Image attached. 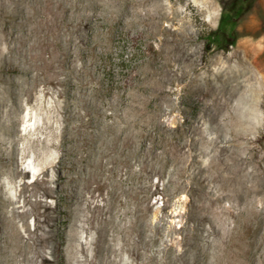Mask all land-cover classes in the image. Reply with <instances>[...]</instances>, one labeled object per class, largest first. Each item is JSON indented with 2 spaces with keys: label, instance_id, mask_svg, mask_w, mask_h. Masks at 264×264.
<instances>
[{
  "label": "bare ground",
  "instance_id": "obj_1",
  "mask_svg": "<svg viewBox=\"0 0 264 264\" xmlns=\"http://www.w3.org/2000/svg\"><path fill=\"white\" fill-rule=\"evenodd\" d=\"M28 1L30 4L24 5L28 14L25 16L26 21L15 23L12 29L6 22L3 29H0V36L7 43L1 53L12 62L6 67L7 71L0 72V264H91V259L96 260L97 264H163L155 255L149 254L152 251V239L158 247L160 245L158 234L162 229L160 223L163 218L158 219L160 209H155L160 198L152 205L142 198L144 192H154L148 185L150 175L156 176L155 184H158L161 182L162 167L167 164H173L176 170L179 169L180 179L175 183L177 188L198 191V214L180 228L182 240L186 243L185 256L178 260L170 258V264H264V167L260 163L258 149L251 146L252 140L247 137L261 122L262 87L247 85L251 92L249 98L244 95L245 104L241 108V111H247L232 117L228 126L217 121L218 128L224 132L203 137L208 144L205 146L208 159L199 158L193 153L188 162L186 152L182 153L176 148V141L183 142L189 135L186 130L170 137L172 144L166 143L163 152L159 151L160 144L155 143L146 156L143 151L137 155H126L129 166L120 175L123 153L136 152V144L131 143L125 147L123 141L132 135L136 138L143 136L147 120L157 117L162 110L159 101L166 84L160 71L149 70L140 83L130 90H124L120 95L123 105L110 112L109 109L114 108L110 102L113 99H98L101 94L98 89L95 92L98 97L91 96L90 91L95 89V83L85 70L88 64H77L79 55L76 52L79 50L87 60L89 53L81 40L83 29L88 27L83 22L101 15L106 27L104 32L98 31L94 46L97 51L109 47L113 25L111 17L114 14L112 0H88L100 9L93 8L94 13L78 1L50 0L49 12L52 16L43 12L44 7H48L45 5L47 0ZM72 2L75 3L72 5ZM63 8L64 16L58 12ZM153 12L158 13L157 5ZM215 17L217 19L218 14ZM73 20L79 22L78 27L71 26ZM158 24L159 20L155 21V31L159 30ZM50 40L54 41V46L48 44ZM248 52L250 54L245 60L248 66L260 69L251 47ZM246 71L238 67L224 68L230 91L228 101L234 95L244 93V77L248 74ZM250 77L252 79L253 76ZM58 85H61L63 91L65 89V96L56 89ZM24 90L29 91L26 103L23 102ZM31 118L34 119L33 124L27 123ZM21 122L25 124L22 126ZM37 131L43 135L37 134ZM58 134L64 136L62 141L57 140ZM201 134L203 136V131ZM190 135H194L195 142L199 131H192ZM23 138L27 144L24 146L22 143L23 146H20ZM100 138L104 141L101 142ZM72 140H75L74 144ZM36 143L46 149L62 147L63 156L78 153L79 149L85 150L86 153L83 151L80 155L81 160L93 162L97 174L94 185L105 187L104 177L111 175L112 186L106 196L108 200L98 197L100 203L95 204L92 203V195L84 194L82 212L74 209L51 211L50 205L47 206V198L51 193L47 186L50 185L46 181L38 182L41 178H37L43 168L35 172V178L31 176L32 169H35L33 162L43 155ZM70 144L74 147L71 148ZM141 144L143 150H147L143 140ZM251 147L254 149L252 155L247 152ZM31 148L34 153L28 150ZM94 154L98 156H95L96 159ZM142 156L149 163L146 172L132 167L134 163H142ZM47 160L50 161L49 158ZM74 179H81V176L76 175ZM89 181L88 184L93 180ZM35 190L38 200L36 204L32 202ZM227 200L229 204L225 203ZM98 208H101L100 212ZM20 210L29 212L26 219L30 226L26 233L21 231L17 223ZM152 212L157 216L155 220L150 219ZM61 217L65 222L64 229L58 225V218ZM191 221L194 222L193 228H189ZM207 222L210 226L206 225ZM89 228L94 229L95 233H90ZM173 231L170 230V233ZM50 232L54 234L47 244L44 242L46 249L43 250V237H47ZM120 240L126 254L124 257L119 258L118 253L103 256L105 250L116 252L119 244L116 245V242ZM166 247L170 252L174 245L168 242Z\"/></svg>",
  "mask_w": 264,
  "mask_h": 264
},
{
  "label": "rangeland",
  "instance_id": "obj_2",
  "mask_svg": "<svg viewBox=\"0 0 264 264\" xmlns=\"http://www.w3.org/2000/svg\"><path fill=\"white\" fill-rule=\"evenodd\" d=\"M4 1L5 2H2L0 0V12L2 13L0 16V29H3L6 22L11 27L10 29H12L15 23L20 22L19 24H21L24 22L25 16L28 15L24 9V5H29L30 3L28 0H26L23 5V0ZM48 1L50 0H47V2ZM71 1L81 2L83 4L82 6H88L87 8H90V12L93 13L95 12L93 8L94 10H100L98 9V5H91L88 0ZM242 1L243 0H112L114 14L111 17L113 20V25L111 26L112 34L109 36L111 43L109 47H103L100 51H97L94 45L97 42V34L100 31L101 33L104 32L106 27V25H104V19L101 17L103 15L100 17L98 16L99 18L95 17L96 19L94 20H87L86 23L83 22V25L87 26L88 29H83L84 34H82L81 41L87 48L89 54L86 60V58L84 59L83 55L80 54V51L77 50L76 53L79 56L76 62H78L77 64L80 66L85 65V63L86 65L88 64L85 70L89 73L90 79L95 83V89L90 91L91 96L93 98L98 97V93L95 94L98 89L101 93L98 99H102V97L107 101L113 99V101L111 100L110 102L113 103L114 108L111 107L109 109L110 112L123 105L120 96L122 92L124 90H130L140 83L148 74L149 70L158 69L166 84L165 91L161 93L162 99L159 101L162 110L159 111L160 113L157 117H152L149 118L150 120H147L146 126L143 128L144 135L137 138L132 135L129 136L127 140L125 139L123 141L125 147L129 146L131 143L136 144V152L123 153L124 160L120 161V175H122L127 166H129L126 155H137L139 152L143 151V155L146 156L155 143L160 144L159 151L163 152L166 143L167 145L172 144L170 137L183 133L186 130L189 135L183 142L176 141V148H179V151L181 150L182 153L183 151L186 152L185 156L188 162L191 160V154L193 153L199 158L208 159L206 153L207 149L205 147L207 140H204L203 137H210L218 132H224L218 128L217 121H221L227 125V123L230 124L232 122V117L238 116L240 112L247 111L245 109L241 111V108H243L245 104V101H243L244 95L248 96L251 92L249 88L251 84L262 87L260 98L263 99V105L260 107L261 122L257 128L255 127L247 134V137L252 140L251 146L255 147L254 149H258L260 153V163L264 167V72H262L264 71V0H245V8L237 27V40L235 43L228 44L225 48H218L213 44L209 45L207 39L208 34L212 30L217 29L222 12L224 10L233 12ZM47 2L45 5H48V7H44L43 12L44 14L52 16V13L49 12V5L51 2ZM73 3L75 2L71 4L73 5ZM156 5L158 6L157 14L153 12ZM90 6L93 7L91 8ZM58 12L62 16L65 15V13H62L65 12L64 8L59 9ZM215 14H218L217 19H215ZM158 20L159 30L155 31V21ZM70 24L75 28L79 26V22L76 20L71 21ZM53 33L55 34V32ZM87 43L89 44L87 45ZM48 44L54 46V41L50 40ZM48 44L45 46H48ZM6 46L7 43L3 37L0 36L1 73L7 71L6 67H9L10 63H12L7 58H4L1 53V49ZM250 47L256 55L257 63L260 68L258 70L250 68L245 61L246 56L250 54V52H248V48ZM225 67L228 69L233 67L245 68L248 73L245 75L243 83V92L245 94L242 92L243 94L239 93L237 96L234 95L231 101L227 100V97L230 96V91L228 90V84L225 78L226 72L224 74ZM0 75L2 76V74ZM250 76H253L252 79L254 81ZM254 78H257V80ZM257 83L259 84L257 85ZM247 85L249 86L247 87ZM1 88L0 86V89ZM60 88H62L61 85L56 87L58 92L62 96H65V89L63 91V88ZM108 91H111V94H108ZM28 93L29 91L24 90V103H26L29 98ZM49 98L51 99V97ZM219 106L220 108L222 106V108L220 109ZM45 110L46 109H44V111ZM33 111L36 110L33 109ZM236 111L239 112L237 113ZM33 122L34 119L31 118L27 123L33 124ZM20 124L23 126L25 123L21 122ZM242 128L244 129V125ZM192 131H199V136H197L195 142L193 141L194 135H190ZM201 131H203V136ZM37 132V134L43 135V133ZM92 135H95V133L92 132ZM63 139L64 136L58 134L57 140L62 141ZM141 140L147 144V150L145 149V151L143 150ZM100 141L103 142L104 139L100 138ZM71 142L74 144L75 140ZM22 143L24 146L27 144L25 138L20 140V146H23ZM73 144H70L71 148L74 147ZM37 147L43 151V155L38 158L35 163L33 162V168L35 169H32L31 176L35 178V172L43 168L42 174L37 177L42 180L36 179V183L37 180L38 182L46 181L49 183L50 186H47V189H49L48 191L51 193L48 192L50 193V197L47 198V206L50 205L51 211L57 212L58 210L62 211L65 209L66 211L67 209H74L77 212H82V210H84V203L82 200L84 194L87 196L92 195V203L95 204L97 202L100 203V201H97L98 197H102L106 199V201L108 200L106 196L108 190L112 186L110 183L111 175L108 174L104 177L105 187L100 188L94 185L97 174L94 172L93 162L81 160L80 155L83 151L85 154V150L81 151L79 149L78 153H70L63 156L62 147H58L59 149H46L41 144H39V146L37 144ZM252 147L247 151L250 155L254 153ZM28 150L34 153V149L31 148ZM93 156L95 159L98 157L96 154ZM102 157L105 158L104 155ZM48 158L52 162L48 161ZM141 158L142 163L140 165L134 163L132 167L139 168L141 171L146 172L149 163L146 159H143V156ZM29 161L30 159H28L27 162ZM56 161L57 163H54ZM73 161H75V163L71 164ZM27 162H25L23 166H25ZM78 163H80V166ZM194 168L196 170L198 169L197 167ZM178 170L179 169H175L173 164L164 165L161 172V182L158 184H155L157 179L156 176L150 175L148 185L154 192H144L142 198L144 201H148L150 205L160 198V201L155 207V209H160L157 214L159 217L158 219L163 218V221L160 223L162 228L161 234H158L160 245L158 247V244L152 239L150 249V251H152L149 252V254L155 255L163 264H168L170 258H176L177 260L184 258L186 243L182 240L180 228L187 220L195 218L196 214H198V191L176 187L175 183L180 179V172ZM76 175L79 177L81 176V179H74ZM206 178L209 179V175H207ZM89 180H93V183ZM88 181L91 183L88 184ZM213 186H215V184H213ZM35 192L36 190L33 191L34 196L36 195ZM34 196L32 202L36 204V201H38L37 195ZM225 203L229 204V200L225 201ZM97 211L100 212L101 208H98ZM28 216L29 212L27 210L26 212L25 210H20L18 212L19 218L17 217V223L21 231H25L24 233L28 232L30 226L29 220L26 219ZM157 216L152 212L150 219L155 220ZM22 217L25 218V220ZM64 223L62 217L58 218V225L62 229L65 228ZM208 223L209 222H207L206 225L210 226V223ZM193 225L194 222L191 221L189 223V228H193ZM170 230H174L172 234ZM89 231H91L90 233H95V230L92 228H89ZM186 231L187 230H185V232ZM48 234L49 233H47V237H43V244L44 242L47 244L48 240L52 239L54 233L50 232V234ZM203 238H206V236L203 235ZM188 241L189 239L187 243ZM168 242L173 243V251H167L166 245ZM45 244L43 245V250L46 249ZM116 245V252H108L105 250L102 253L103 256H114L118 253L117 256L119 258L124 257L126 254L123 252L122 240L117 241ZM40 246L42 247V245ZM154 252L158 253L156 254ZM45 255L47 256L48 254L45 253ZM104 263L107 264V262H103V264ZM91 264H97V261L91 259Z\"/></svg>",
  "mask_w": 264,
  "mask_h": 264
},
{
  "label": "trees",
  "instance_id": "obj_3",
  "mask_svg": "<svg viewBox=\"0 0 264 264\" xmlns=\"http://www.w3.org/2000/svg\"><path fill=\"white\" fill-rule=\"evenodd\" d=\"M245 0L232 11L224 10L221 14L220 22L216 30H212L208 36V44H213L218 48H225L228 44H233L237 40V27L240 23Z\"/></svg>",
  "mask_w": 264,
  "mask_h": 264
}]
</instances>
